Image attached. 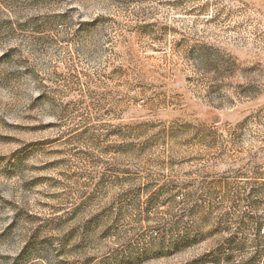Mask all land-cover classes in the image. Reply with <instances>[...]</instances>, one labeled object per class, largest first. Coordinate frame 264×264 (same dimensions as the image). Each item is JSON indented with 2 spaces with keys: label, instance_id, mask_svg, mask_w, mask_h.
<instances>
[{
  "label": "rangeland",
  "instance_id": "374dc122",
  "mask_svg": "<svg viewBox=\"0 0 264 264\" xmlns=\"http://www.w3.org/2000/svg\"><path fill=\"white\" fill-rule=\"evenodd\" d=\"M0 264H264V0H0Z\"/></svg>",
  "mask_w": 264,
  "mask_h": 264
}]
</instances>
